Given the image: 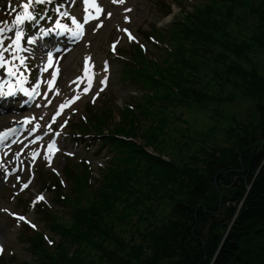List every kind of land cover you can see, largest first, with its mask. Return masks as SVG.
Listing matches in <instances>:
<instances>
[{"label":"trees","instance_id":"1","mask_svg":"<svg viewBox=\"0 0 264 264\" xmlns=\"http://www.w3.org/2000/svg\"><path fill=\"white\" fill-rule=\"evenodd\" d=\"M228 22L247 30V35L230 40ZM159 35L169 44L171 52L162 49L159 63L138 55L135 66L128 64L122 70L125 80L135 81L150 90L135 99L137 113L122 111L118 124L112 126L110 109L108 113L103 111V116L101 112L91 117V128L97 133L103 128L131 139H135L132 135L143 125L140 119L143 122L150 119L147 131H142L140 136L145 142L111 140L114 155L109 160L110 166L89 194L85 186L88 176L85 167L78 178L72 179L73 195L64 203L69 207L70 222L55 219L54 224L49 223L61 237L56 253L51 255L44 251L39 236L30 239V246L40 254L37 264L80 263L79 256L84 251L99 252L98 240L108 233L113 234L114 222L124 220L126 223L129 219L126 211L135 209L143 201H153L159 192L170 196L169 187L174 185L183 200H187L184 203L174 197V201H178L173 215L180 221L170 222L167 227L173 231L172 239L179 250L176 264H264V150L244 159L233 152L228 157H217L218 150L224 152L221 148L213 149L210 154L201 150L188 155L186 160H164L159 154L154 155L157 150L153 148L156 136L169 131L166 102L208 107L218 104L223 108L226 102L232 101V97L221 98L212 94L210 88L200 87L199 76L192 71L203 59H212L213 76L223 77L233 88L244 89L247 97L257 99L258 112L264 117V77L254 67L249 68L250 55L264 51V0H200L184 16L174 18L169 30ZM212 48H219L221 52L214 54ZM217 113L213 122L220 126V120L227 117L224 111ZM261 125L258 133L262 134L264 142V124ZM81 129L87 131L86 126ZM209 129L213 134L216 127ZM231 130L229 128L227 133ZM223 134L226 139L227 134ZM149 146L153 152H148ZM244 146L242 141L239 149ZM214 176L223 178L226 194L206 209L197 207ZM183 180L191 181L185 190H182ZM81 191L88 194L85 205H82ZM227 201H234V205H226ZM165 236L150 238L145 246L112 238L125 250L127 262L133 260L142 264L147 257L146 264H158L165 259L158 253V243L161 247L168 241ZM180 238L182 244L178 243Z\"/></svg>","mask_w":264,"mask_h":264},{"label":"rangeland","instance_id":"2","mask_svg":"<svg viewBox=\"0 0 264 264\" xmlns=\"http://www.w3.org/2000/svg\"><path fill=\"white\" fill-rule=\"evenodd\" d=\"M165 1L166 3H164ZM197 0H183L182 7L186 10H189L188 4H193ZM129 4L133 7L132 10V29L137 33L142 41H146V35H156L153 30L159 28L160 30H165L167 26L166 23L162 22L165 18H162L166 6H170L171 13L178 15L180 8L177 4H174L172 0H129ZM241 33H239L240 31ZM227 32L230 36V40L241 39L247 35L248 31L242 27L236 26L233 22H228ZM156 37V36H155ZM111 37L107 38V32H100L96 37L90 39L93 41V52L95 58L99 61L101 58L107 56L106 53V44ZM159 39V38H158ZM161 40V39H160ZM119 51L127 52L130 51L127 45L121 44L119 46ZM147 48L154 53L153 56H157L156 49L150 44H147ZM214 54L221 52L219 48H212ZM258 54V53H257ZM75 61L73 58H69L64 61V73L70 74V68L74 67ZM69 65V66H68ZM68 66V67H67ZM250 67H254L259 71V74L264 77V51L258 55H250ZM120 68L121 62L114 61L112 63V77L109 85V98H105L104 102H109L110 98L115 101L120 107L122 104H133L131 96H136L140 94L139 91H136L138 87L131 86L128 82L124 83L120 80ZM215 71V65L211 58L208 60H201L200 65L196 66V69L193 70V73H196L199 76V85L200 87H208L212 94L224 98L226 96L232 97L231 102H226L225 106L221 108L218 104L210 105H198L192 103H176L175 101L166 102L167 111V124H168V133L158 134L157 142L154 143V150H157L154 155L159 154L164 160L171 159H181L186 160L188 155L193 153H198L201 150L210 154L213 149L224 148L223 153H219L217 157H228L232 155L231 152L238 154L240 159L246 158L251 153H257L264 149V142L262 140V134L260 135L258 131L261 130V124H264V117H261V113L258 112V100L255 98H249L244 94V89L239 87L233 88L224 78L213 76ZM71 76V75H70ZM193 78V77H191ZM195 79H191L193 82ZM264 104V101L262 102ZM98 108V107H97ZM88 107L84 109L86 114ZM224 111L226 113V119L223 121L220 120V126L216 125L213 122L215 117H218L217 112ZM217 114V115H216ZM214 117V118H212ZM74 122L78 120L77 117H74ZM218 119V118H217ZM233 119L235 121H233ZM142 127L136 132L137 134L132 135L136 142L144 143L145 140L141 139L140 136L142 131H147L148 123L150 119H147L143 122V119H140ZM73 122V123H74ZM114 125L118 124V117L114 114V117L111 121ZM72 123V124H73ZM215 126L216 129L214 133H210V127ZM229 128H231V133H227ZM178 131H175V130ZM180 131V132H179ZM227 134V138H224V134ZM142 137V136H141ZM246 140V141H245ZM245 142V146L241 149V142ZM162 142V143H161ZM166 142V143H165ZM168 142V143H167ZM86 145V144H85ZM152 147H147L148 152H153ZM240 148V149H239ZM84 148L80 150L76 156L78 158L87 157L94 160V156L99 162L105 161L103 158L106 154H109V147L105 146L103 148L97 149V146H92L91 152L97 150L93 155H87L84 152ZM98 152V155H97ZM205 155V157L207 156ZM225 154V155H224ZM184 162V161H183ZM60 166L62 161H59ZM96 167V163H92ZM93 170L97 171L96 168ZM95 177V176H94ZM67 181V180H66ZM184 188L189 187L191 184L190 180H183ZM69 186V182H67ZM171 195L166 196L165 194L159 192L156 195V199L153 201H143L142 204H139L135 209H129L126 217L129 219L122 223H113V234L103 237L101 240H98L101 248L98 249L99 252H86L80 254L79 260L80 263L77 264H138L137 262L131 260V262L126 261L125 250L121 245L117 244L114 239L121 238L127 243L134 245H143L145 246L157 235H166L165 238L168 240L166 243H163L160 247L158 243V253L165 257L161 259L158 264H176L179 250L175 247L172 237L174 238L173 231H170L168 224L170 222H179L177 216L173 215V210L176 201L182 200L184 203L187 200H183L182 194L179 195L177 190V185L170 186ZM226 187L223 182V178H218L214 176L212 182H210L208 192L205 197L198 201L197 207L206 209L208 205L217 204L221 200V196L226 194ZM68 189L65 188L63 193L66 194ZM172 196V197H171ZM174 197L178 200L174 201ZM234 205V201H227L226 205ZM4 205V204H0ZM240 205V203H239ZM238 205V206H239ZM19 207V206H18ZM22 208V207H21ZM149 212H148V211ZM57 215H62L63 217H68V209L62 208L61 206H55L52 209ZM32 218L39 225L40 229L47 233L49 237L53 238L55 243L59 240V237L53 235L52 232L48 231L43 217L34 213ZM0 222L4 224V227L0 229V237L6 245V253L0 260V264L9 263V264H23L24 262L28 264H36L34 256L27 251V245L23 242V236H19V231L16 228H12L11 222H9L4 216H0ZM109 220L107 221V223ZM112 233V232H111ZM113 237V238H112ZM148 241V242H147ZM147 242V243H146ZM182 244V239H179V242ZM166 246L167 249H166ZM8 250H12L15 256V260L10 261L8 257ZM104 252V253H103ZM98 254H102V257H98ZM162 257V256H160ZM149 259L145 257V260L142 261V264H146V260ZM33 262V263H32ZM146 262V263H145Z\"/></svg>","mask_w":264,"mask_h":264},{"label":"snow or ice","instance_id":"3","mask_svg":"<svg viewBox=\"0 0 264 264\" xmlns=\"http://www.w3.org/2000/svg\"><path fill=\"white\" fill-rule=\"evenodd\" d=\"M44 2V0H28L27 3L23 4L22 7L24 9V13L23 15H18L16 16L15 20L13 23H15L16 25H19V24H22L24 22L25 19H28V20H31L33 19L32 17V14L28 11L29 7L33 4H37V3H42ZM50 2V0H49ZM117 0H113V3H116ZM120 3H123V0H119ZM84 4H85V22L88 21V17L89 15L91 14L89 12V4H91L92 6V11L93 12H97V13H100V12H103V9L100 8L97 4H96V0H84ZM130 11V10H128ZM107 15L111 16V13H108ZM93 19H99V16L98 15H94L92 16ZM74 24H76V28H77V31L73 32L72 35L74 38H79L83 33L81 31L82 29V24L80 23H77V21L75 19H73L72 21ZM102 24H98L97 27H101ZM56 28L58 29H64V25L60 24L59 21H57L56 23ZM3 29L0 28V32H2ZM127 31V30H125ZM21 35L22 33L21 32H16V39L13 41V44H15L17 46V48L19 47V41H20V38H21ZM129 38L132 39L131 37V34H129ZM115 48V45H113V49ZM3 51L5 50H0V66H3L5 64V60H4V57H3ZM91 58L90 57H85L84 59V69H83V74H82V77H78L77 78V81H81L82 79H86L88 77V72H89V62H90ZM21 63H23V61L21 60ZM48 67H52V56L49 55L48 56V64L46 65V67L44 69H42V71H46ZM105 71H107V68H105ZM9 74H14L11 72V70H9ZM57 72L54 71L51 73V76H52V79L48 81V87L49 89L51 90L53 88V84H54V81L56 79V76H57ZM107 82H108V79L107 77H105L104 80H101L100 83L103 84V85H107ZM75 83V82H74ZM36 87L38 88L39 85L37 84ZM91 89V82L89 80V82L87 83V85L83 88V92L84 93H87L89 90ZM36 91V88L33 89V92ZM100 91H103V88L100 89ZM98 95V93H97ZM75 99H79V97H75ZM95 99V98H93ZM71 102L73 101H68L66 102V104H61L59 107L60 109H63L64 107L67 106V104H70ZM60 112L57 111L56 115H59ZM27 122H30V121H27ZM53 122H55V117H53ZM49 131H51V126H49ZM7 135V133H0V140H2L5 136ZM56 135H59V133H56ZM40 139L39 137H37V140ZM35 143V141H33ZM55 148V141H51L50 143H48L47 145V150L44 154V159L46 161H49V164L51 162V157L48 153H50L53 149ZM58 150V149H57ZM40 155V153L36 152V151H33L31 153V157L33 160L36 159V157ZM28 187V184L25 183L24 184V188H27ZM38 200H42L43 199V196H40V197H37ZM20 221H26V218L25 217H17ZM0 251H2V249H0Z\"/></svg>","mask_w":264,"mask_h":264},{"label":"bare ground","instance_id":"4","mask_svg":"<svg viewBox=\"0 0 264 264\" xmlns=\"http://www.w3.org/2000/svg\"><path fill=\"white\" fill-rule=\"evenodd\" d=\"M0 229H2V226L0 225Z\"/></svg>","mask_w":264,"mask_h":264}]
</instances>
